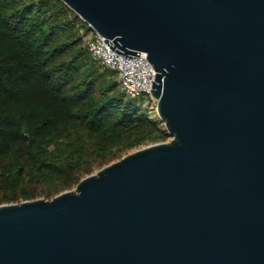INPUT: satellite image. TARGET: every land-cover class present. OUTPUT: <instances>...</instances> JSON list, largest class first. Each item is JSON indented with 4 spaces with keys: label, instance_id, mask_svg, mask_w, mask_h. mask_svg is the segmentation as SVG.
<instances>
[{
    "label": "water",
    "instance_id": "95a60500",
    "mask_svg": "<svg viewBox=\"0 0 264 264\" xmlns=\"http://www.w3.org/2000/svg\"><path fill=\"white\" fill-rule=\"evenodd\" d=\"M60 1L150 62L170 141L0 206V264H264V0Z\"/></svg>",
    "mask_w": 264,
    "mask_h": 264
},
{
    "label": "trees",
    "instance_id": "16d2710c",
    "mask_svg": "<svg viewBox=\"0 0 264 264\" xmlns=\"http://www.w3.org/2000/svg\"><path fill=\"white\" fill-rule=\"evenodd\" d=\"M82 26L60 0H0V206L51 200L170 139L91 58Z\"/></svg>",
    "mask_w": 264,
    "mask_h": 264
},
{
    "label": "built area",
    "instance_id": "2783aa9c",
    "mask_svg": "<svg viewBox=\"0 0 264 264\" xmlns=\"http://www.w3.org/2000/svg\"><path fill=\"white\" fill-rule=\"evenodd\" d=\"M83 23L85 27H79L78 35L91 58L103 68L117 72L118 83L124 95L141 99L144 110L155 111L156 100L150 94L155 81V72L150 62L146 58L123 59L112 52L93 27Z\"/></svg>",
    "mask_w": 264,
    "mask_h": 264
},
{
    "label": "rangeland",
    "instance_id": "374dc122",
    "mask_svg": "<svg viewBox=\"0 0 264 264\" xmlns=\"http://www.w3.org/2000/svg\"><path fill=\"white\" fill-rule=\"evenodd\" d=\"M169 141H170V139H169ZM169 141H167V142H169Z\"/></svg>",
    "mask_w": 264,
    "mask_h": 264
}]
</instances>
